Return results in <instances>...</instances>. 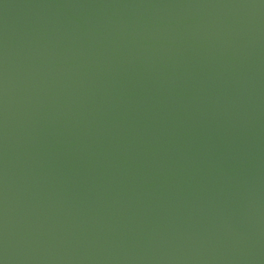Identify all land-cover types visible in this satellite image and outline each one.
Masks as SVG:
<instances>
[{
    "label": "water",
    "instance_id": "obj_1",
    "mask_svg": "<svg viewBox=\"0 0 264 264\" xmlns=\"http://www.w3.org/2000/svg\"><path fill=\"white\" fill-rule=\"evenodd\" d=\"M0 264H264V0H0Z\"/></svg>",
    "mask_w": 264,
    "mask_h": 264
}]
</instances>
